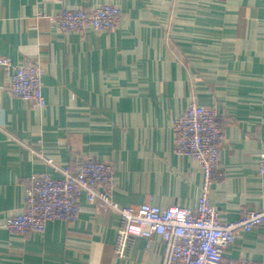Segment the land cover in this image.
I'll return each mask as SVG.
<instances>
[{"label": "crops", "instance_id": "0c3cea01", "mask_svg": "<svg viewBox=\"0 0 264 264\" xmlns=\"http://www.w3.org/2000/svg\"><path fill=\"white\" fill-rule=\"evenodd\" d=\"M121 7L117 28L63 31V9ZM0 55L42 68L45 107L15 96L0 66V264H160L159 234L114 253L116 211L80 198L74 221L10 233L31 176L76 169L85 155L113 164L111 198L196 208L204 174L174 149L173 121L191 100L227 114L210 203L225 221L264 206V0H0ZM224 258L264 261V227L240 233Z\"/></svg>", "mask_w": 264, "mask_h": 264}, {"label": "built area", "instance_id": "2783aa9c", "mask_svg": "<svg viewBox=\"0 0 264 264\" xmlns=\"http://www.w3.org/2000/svg\"><path fill=\"white\" fill-rule=\"evenodd\" d=\"M52 18L63 31L83 33L89 27L97 31L113 30L121 24L124 13L120 6L104 2L90 9L66 8ZM0 66L9 75V88L15 96L37 107L46 106L42 68L38 63L18 64L11 57L0 55ZM228 121L227 114L215 106L195 100L173 121L175 151L196 158L204 174L202 194L194 209L178 204L161 207L151 202L121 205L111 198L115 173L112 163L85 155L73 169L48 157L46 161L61 175L33 174L26 190L24 210L9 215L5 227L10 233L25 234L43 232L48 222L55 219L74 221L81 211L80 198L85 194L90 202H99L118 213L114 241V253L118 257L129 254L136 237L151 238L159 234L164 241L160 264H264L247 259L233 261L223 255L240 233L264 227V206L244 210L239 218L225 221L220 218L219 208L209 200L212 183L221 180L224 174L219 160L225 141L224 125ZM257 171L264 179V144Z\"/></svg>", "mask_w": 264, "mask_h": 264}]
</instances>
